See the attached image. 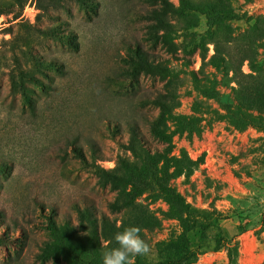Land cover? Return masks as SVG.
Returning <instances> with one entry per match:
<instances>
[{
  "label": "rangeland",
  "instance_id": "374dc122",
  "mask_svg": "<svg viewBox=\"0 0 264 264\" xmlns=\"http://www.w3.org/2000/svg\"><path fill=\"white\" fill-rule=\"evenodd\" d=\"M25 3L0 0V264H103L128 226L135 264H264V0Z\"/></svg>",
  "mask_w": 264,
  "mask_h": 264
},
{
  "label": "clouds",
  "instance_id": "9594fccd",
  "mask_svg": "<svg viewBox=\"0 0 264 264\" xmlns=\"http://www.w3.org/2000/svg\"><path fill=\"white\" fill-rule=\"evenodd\" d=\"M114 239L117 246L103 254V264H135L138 256H146L151 252V246L141 236L138 226L124 228L115 234Z\"/></svg>",
  "mask_w": 264,
  "mask_h": 264
},
{
  "label": "trees",
  "instance_id": "16d2710c",
  "mask_svg": "<svg viewBox=\"0 0 264 264\" xmlns=\"http://www.w3.org/2000/svg\"><path fill=\"white\" fill-rule=\"evenodd\" d=\"M17 1V4H18V7L19 9L17 11H12L13 14H14V17L15 19L19 18L21 16V13H22V9L24 8L25 6V0H16ZM3 14V11L2 9L0 8V15ZM41 34H43L44 36H48V37H54L56 36V31L53 27H50V28H46V29H41V28H37ZM8 30V29H7ZM10 30V29H9ZM9 30L7 32H9Z\"/></svg>",
  "mask_w": 264,
  "mask_h": 264
}]
</instances>
